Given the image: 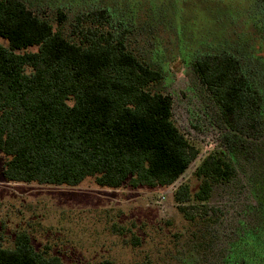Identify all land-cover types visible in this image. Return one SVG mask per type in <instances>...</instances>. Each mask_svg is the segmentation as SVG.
<instances>
[{"label": "trees", "instance_id": "16d2710c", "mask_svg": "<svg viewBox=\"0 0 264 264\" xmlns=\"http://www.w3.org/2000/svg\"><path fill=\"white\" fill-rule=\"evenodd\" d=\"M96 10L79 14L66 35L62 11L56 27L27 0H0L6 42H0V153L7 182L75 187L92 178L107 189L168 188L199 157L174 121L172 96L152 90L165 79L163 68L131 47V31L110 7ZM192 69L222 133L194 171L198 189L180 185L175 202L183 212L206 206L216 187L237 178L238 163L242 172L254 165L247 184L257 214L238 240L228 236L224 258L264 264V69L230 51L199 53ZM12 244H0V264H63L37 249L25 230Z\"/></svg>", "mask_w": 264, "mask_h": 264}, {"label": "rangeland", "instance_id": "374dc122", "mask_svg": "<svg viewBox=\"0 0 264 264\" xmlns=\"http://www.w3.org/2000/svg\"><path fill=\"white\" fill-rule=\"evenodd\" d=\"M27 1L56 27L62 11L66 35L79 14L110 7L131 31V47L165 71L152 90L172 96L174 121L200 155L168 188L116 190L92 178L75 187L10 183L2 175L0 153V244L11 247L15 234L25 230L37 249L63 264H234L224 258L228 236L238 240L257 214L247 184L254 165L242 172L238 163L237 178L216 187L206 206L183 212L174 193L184 183L198 189L194 171L218 147L222 133L210 94L192 69L194 57L230 51L264 69L260 0Z\"/></svg>", "mask_w": 264, "mask_h": 264}, {"label": "built area", "instance_id": "2783aa9c", "mask_svg": "<svg viewBox=\"0 0 264 264\" xmlns=\"http://www.w3.org/2000/svg\"><path fill=\"white\" fill-rule=\"evenodd\" d=\"M163 198H164V196H163Z\"/></svg>", "mask_w": 264, "mask_h": 264}]
</instances>
